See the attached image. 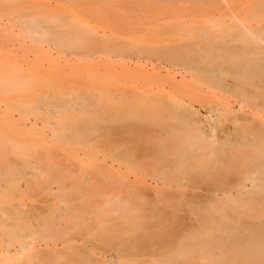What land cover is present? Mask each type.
<instances>
[{
    "label": "rangeland",
    "instance_id": "374dc122",
    "mask_svg": "<svg viewBox=\"0 0 264 264\" xmlns=\"http://www.w3.org/2000/svg\"><path fill=\"white\" fill-rule=\"evenodd\" d=\"M225 14L255 31L237 35L240 51L224 59L259 68L238 84L220 76L225 86L208 93L170 87L167 72L179 75L164 54L221 44ZM257 25L264 0H0V252L32 243L0 264H226L247 208L207 202L212 168L188 167L214 156L174 154L168 124L184 109L177 100L202 118L225 103L238 110L240 93L251 107L264 97ZM229 118L218 122L231 131ZM223 153L218 186L246 168V154Z\"/></svg>",
    "mask_w": 264,
    "mask_h": 264
},
{
    "label": "bare ground",
    "instance_id": "6f19581e",
    "mask_svg": "<svg viewBox=\"0 0 264 264\" xmlns=\"http://www.w3.org/2000/svg\"><path fill=\"white\" fill-rule=\"evenodd\" d=\"M215 1L219 2V0ZM227 8L228 6H226V10ZM218 11H220V9ZM230 11L231 10L228 11L229 14L231 13ZM217 13L216 15H218ZM229 14H225V17L221 19L219 18L218 21L220 24H222V27L225 28L224 30L228 31L226 33L228 39L223 40L221 44H214L215 47L210 46L208 43H193L188 45L182 44L171 48V50L167 51L164 54V58L166 60V63H168V67L179 75V81H176V78H174V74L170 71L167 72L166 77L171 78L169 81L170 87H181L182 90L185 91L188 86L197 87L195 83H201L202 86L205 87V89H203V87L197 88L202 92L208 93V89L213 88L214 85H220L221 87L225 86V80L220 79V76H223L224 78H230L234 83L238 84L244 79L243 74H245L246 71L255 70L259 68L257 67V62H253V64L244 63L241 60L237 59L235 62L230 63L224 59L225 52H229L230 54L232 50H235L236 52L240 51L241 48L234 44V40L236 41L237 35H239V37L241 38V34H253L255 31L253 30L254 28L252 29L250 25L245 24V22L243 23V19H239L237 15ZM218 16L220 17V15ZM218 22L217 25H219ZM259 25H257L258 27H255L257 28L256 30H259V36H257L259 44L257 45L254 54L257 57V53H259L261 60L264 61V25ZM219 28H221V26ZM242 50L245 53L248 48L246 50ZM246 76L249 75L246 74ZM260 76L264 77V69L261 71ZM244 82V84L248 87L249 84L252 85L251 80ZM159 83L163 84L161 80H159ZM231 88L235 90V84H232ZM240 94L243 101L238 102V110H234L228 105V103L224 102L225 104L221 110L217 111L216 107H211L206 110L205 114L207 113V115L202 118L198 117L195 111H191V109L189 108L190 106L184 104L185 101L177 100V108L183 105L184 109L181 110V113L177 112L173 116L172 120H174V123L169 122L168 124V142L169 148L172 149L174 152H178L174 153L176 155L192 156L195 154L206 152L210 158L214 156L213 158L207 160L206 163L199 168L196 167L195 163H190L188 167L189 172L194 170L200 171L204 168H212L210 170L214 173H211L209 175V171V173L206 174L209 175L206 176V178H209V182H213L210 184L211 186L208 187L209 199L207 198V202L212 203L215 201H227L234 203L235 205H245L247 208L246 224H244L246 225V230H244L246 231L244 240H230L232 242H226L228 243V245L225 249V257L223 258L225 260V263L230 264V261H232L231 259L236 257L239 258L237 259L238 263L243 262V264H264V99L263 103H260L261 101L256 100H261L264 97L257 96V98L252 103L251 107L250 105L246 104V99H249L247 95L245 93ZM252 97H254L253 94ZM248 107L249 110H242V108ZM53 111L55 113L56 110ZM6 112L7 109H5L3 113L5 114ZM259 112H261V114ZM48 113H50V110L48 111ZM222 115H227L228 118L230 117L229 119L232 123V126L230 128L231 131H228V129L221 126L218 122ZM49 123L51 122L49 121ZM160 131L163 132L162 127H160ZM39 137L40 136H38V138ZM239 138H241L242 140L240 141ZM33 140L35 141L36 139ZM178 144L183 147L179 148L180 146H178ZM167 148L168 146L166 144H162L160 150H162L163 152H169V149ZM223 150H230L236 154H246V157L243 160L246 166L244 173H237L236 176H234L231 185L228 186H218L219 184L217 183L216 178L220 173H218L217 170L214 169L219 166V159L224 158ZM82 198L84 199V197ZM192 202L195 203L193 200ZM64 209L66 210V208ZM227 239L229 238L227 237ZM31 244L32 243H30L28 246H24V244H22L20 245V248L15 249L13 252L5 248L0 252V257L4 258L5 260L7 259V257H9L8 255H10L11 253L23 255L22 252H25V248H29V246L31 247ZM138 245H141V243H138ZM186 250L188 251V247L184 251ZM218 252H220V250ZM186 253H184V255L188 254ZM191 254L192 253H189L186 256L187 260H190L192 258L191 256H189ZM220 254L222 255V253ZM96 261H98V263H102L101 260Z\"/></svg>",
    "mask_w": 264,
    "mask_h": 264
}]
</instances>
